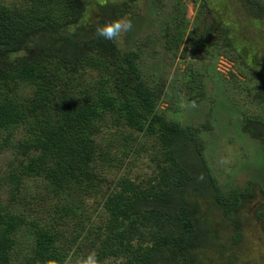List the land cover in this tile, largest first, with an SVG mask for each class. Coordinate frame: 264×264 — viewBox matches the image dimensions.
Wrapping results in <instances>:
<instances>
[{"label": "trees", "instance_id": "1", "mask_svg": "<svg viewBox=\"0 0 264 264\" xmlns=\"http://www.w3.org/2000/svg\"><path fill=\"white\" fill-rule=\"evenodd\" d=\"M202 1L197 23L187 31L185 4L174 0L167 9L166 0L162 5L151 0L156 12L169 16L165 51L176 53L182 45L185 60L189 48L183 39L189 38L197 52L232 60L244 76L235 79L255 103L243 112L242 130L263 143L264 0L223 1L236 5L239 15L230 6L218 10ZM134 4L0 0V151L18 149L27 157L25 163L20 160L19 173L48 180L45 193L32 196H38V204L46 201L51 217L29 219L0 202V264H75L89 251L99 264H201L209 250L237 249L231 246L241 237L238 209L251 187H221L203 152L200 134L208 129L207 121L181 124L160 110L165 85L143 76V49L122 47L120 37L106 41L95 34L97 24L137 12ZM256 43H261L257 50ZM89 70L95 77H86ZM203 77L194 68L189 72L187 100L205 95ZM123 130L156 141L153 173L144 179L115 176L102 190L106 178L97 164H112L114 154L125 152L124 143L111 141L120 134L126 142ZM11 171L5 177L12 188L28 191L18 170ZM99 205L105 217L95 223L91 217ZM213 211L220 212L219 222ZM223 222L232 225L231 234L224 236ZM26 224L32 240L20 263L14 246ZM232 251L229 264L236 257Z\"/></svg>", "mask_w": 264, "mask_h": 264}, {"label": "rangeland", "instance_id": "2", "mask_svg": "<svg viewBox=\"0 0 264 264\" xmlns=\"http://www.w3.org/2000/svg\"><path fill=\"white\" fill-rule=\"evenodd\" d=\"M180 1L186 7L188 31L197 23L196 13L203 1ZM223 1L207 0L211 7H216L218 10L224 6H230L232 12L237 11L235 14H240L239 10L235 9L236 5L230 4V1L226 5ZM166 2L167 9L173 7L174 0H166ZM159 3L162 5L165 0ZM134 6L137 12L132 11L125 14V17L132 20L133 29L121 34L120 44L126 48L136 49L139 46V49H143L139 58L143 76L150 83L165 85L164 93L158 104L160 110H167L169 116L172 115L181 124L198 126L207 121L208 129H204L200 134L204 142L203 152L219 184L225 191L234 188L243 189L245 186L251 187L250 194L246 195L243 204L238 209V217L241 220L239 226L241 237L237 244L231 246L237 249L225 248L221 249V252L209 250L201 264H229L228 254L233 253L232 250L236 251V257L230 264H264V142L252 139L242 130L243 112L251 111L255 105L250 98L251 93L247 92V88L246 90L242 88V83H238L235 79L244 76L234 67L235 63L227 57L202 54L200 49L197 52L195 49L198 46L196 47L192 42L194 40H189V38L183 39V44L189 48L187 50L189 55L185 60L180 55L182 45L176 53L165 51L164 26L169 16L165 12H156L151 5V0H135ZM260 46L261 43H256L253 48L257 50ZM192 67L204 74L205 95L197 100L189 101L186 99L187 79L189 72H192ZM86 74V77L91 74L93 77L96 75L94 71L86 72ZM21 130L14 132L13 141L17 142ZM123 132L124 135L128 134V131L123 130ZM141 134L127 135L126 142L120 139V134L114 135L117 140L109 138L113 142L112 145L116 143L118 145L119 141L124 143L125 152L114 154L112 164H97L101 167L100 176L105 175L106 178L104 183L102 182V190L111 184L115 176L124 175L131 179H144L153 173L157 155L154 150L156 141ZM3 135L4 132L0 129V139ZM109 144H101V147L105 146L114 150V146ZM20 160L25 163L27 157H23L16 148L8 146L0 151V202L10 209L22 212L29 219L43 216L45 220H50L46 201L38 204V196H32L45 193L46 189L43 188V184L48 180L41 176L34 178L19 173ZM15 168L20 175L19 180L25 182L28 191L17 192L18 190L12 188L13 183L5 177V174L10 173L11 170L15 173ZM100 208L99 205L91 217L95 219V223H100V215L105 217ZM208 208L212 211L210 205ZM213 212L215 215L212 217L219 222L222 217L220 212ZM223 223L226 227L222 229L226 233L224 236L231 234L232 225ZM31 229L32 227L26 224L20 227L16 234L14 251L20 263L24 260L31 245Z\"/></svg>", "mask_w": 264, "mask_h": 264}, {"label": "clouds", "instance_id": "3", "mask_svg": "<svg viewBox=\"0 0 264 264\" xmlns=\"http://www.w3.org/2000/svg\"><path fill=\"white\" fill-rule=\"evenodd\" d=\"M133 29V22L127 17H118L110 21L97 24L95 34L98 38L106 41H115L121 34L130 32ZM75 264H99L96 253L89 251L86 255L76 258Z\"/></svg>", "mask_w": 264, "mask_h": 264}]
</instances>
